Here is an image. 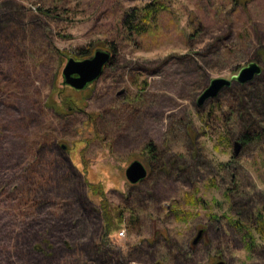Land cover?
Instances as JSON below:
<instances>
[{
  "label": "rangeland",
  "instance_id": "374dc122",
  "mask_svg": "<svg viewBox=\"0 0 264 264\" xmlns=\"http://www.w3.org/2000/svg\"><path fill=\"white\" fill-rule=\"evenodd\" d=\"M149 1L0 0V264H264V0H168L128 40L120 19ZM92 50L114 51L100 79L63 90ZM256 60L262 75L198 107ZM135 160L148 177L131 185Z\"/></svg>",
  "mask_w": 264,
  "mask_h": 264
},
{
  "label": "water",
  "instance_id": "95a60500",
  "mask_svg": "<svg viewBox=\"0 0 264 264\" xmlns=\"http://www.w3.org/2000/svg\"><path fill=\"white\" fill-rule=\"evenodd\" d=\"M112 58L113 54L104 50H96L91 57L82 60L69 58L62 71L64 84L76 91L87 89L100 79ZM262 73L263 67L258 62L251 61L229 79L224 77L212 79L210 85L199 96L198 107H203L207 101L215 99L223 89L231 87L234 83L247 84ZM238 145L237 143V148ZM235 153L238 154V149L235 150ZM125 175L131 185H136L148 177V169L141 161L135 160L127 167ZM202 236L203 230L194 239L193 245L197 244ZM219 264L223 263L220 262Z\"/></svg>",
  "mask_w": 264,
  "mask_h": 264
},
{
  "label": "trees",
  "instance_id": "16d2710c",
  "mask_svg": "<svg viewBox=\"0 0 264 264\" xmlns=\"http://www.w3.org/2000/svg\"><path fill=\"white\" fill-rule=\"evenodd\" d=\"M249 2H251V0H234V4H235L234 6L242 5L246 7ZM171 6L172 5L168 0H150L148 3L142 6H134L128 8L123 14L122 18L120 19V26L124 31L125 34L124 36L128 40H133L134 37H139L149 33L151 30H153L158 26L161 14L169 11L171 9ZM90 52H91L90 53V57H91L94 52L93 50ZM112 53H114L113 50ZM86 57H89V55L84 56L83 58ZM78 59L80 60V58ZM256 62L260 64L258 60H256ZM68 88L73 89L63 84V90ZM67 105H70L71 107L70 108L66 107ZM60 106L63 107V109L67 108L69 111L70 110L72 111L78 105H76L74 101L69 100V101H63ZM242 136H243L242 140L244 143L251 140V138L248 137L247 134H244ZM145 150L150 160L152 161L157 160L158 158L157 154H159L158 151L159 149L155 143L153 142L148 143ZM85 174L87 175V168L85 169ZM89 188L91 189L92 193L94 194L97 193L102 198L100 206L104 212L103 213L104 219L108 230L112 232L115 229L116 230L119 229L120 228L119 224L122 223V218H123L122 211L119 210V207L113 206L108 201L106 197V192L102 184L89 183ZM256 220H257L256 221L257 225L256 227H254V229L264 237V212L259 210L258 217ZM233 224L237 226L239 229L241 228L243 229L244 225L240 221H235ZM248 236L252 241L255 238L251 232L248 233Z\"/></svg>",
  "mask_w": 264,
  "mask_h": 264
},
{
  "label": "flooded vegetation",
  "instance_id": "af4514ba",
  "mask_svg": "<svg viewBox=\"0 0 264 264\" xmlns=\"http://www.w3.org/2000/svg\"><path fill=\"white\" fill-rule=\"evenodd\" d=\"M204 234H205V231H204ZM192 241H193V240H192ZM218 260H220V258H219Z\"/></svg>",
  "mask_w": 264,
  "mask_h": 264
},
{
  "label": "built area",
  "instance_id": "2783aa9c",
  "mask_svg": "<svg viewBox=\"0 0 264 264\" xmlns=\"http://www.w3.org/2000/svg\"><path fill=\"white\" fill-rule=\"evenodd\" d=\"M122 236H124V233H122Z\"/></svg>",
  "mask_w": 264,
  "mask_h": 264
}]
</instances>
